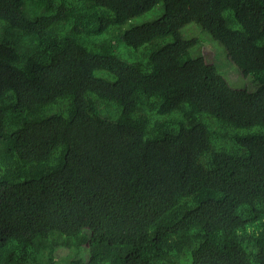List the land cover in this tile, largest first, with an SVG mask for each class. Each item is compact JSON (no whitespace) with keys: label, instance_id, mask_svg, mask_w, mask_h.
<instances>
[{"label":"trees","instance_id":"trees-1","mask_svg":"<svg viewBox=\"0 0 264 264\" xmlns=\"http://www.w3.org/2000/svg\"><path fill=\"white\" fill-rule=\"evenodd\" d=\"M0 264H264V0H0Z\"/></svg>","mask_w":264,"mask_h":264},{"label":"rangeland","instance_id":"rangeland-1","mask_svg":"<svg viewBox=\"0 0 264 264\" xmlns=\"http://www.w3.org/2000/svg\"><path fill=\"white\" fill-rule=\"evenodd\" d=\"M209 38H211V37L210 36H205L204 39H209ZM204 43L205 42L202 41L199 45L195 46V47H197V50L200 51V48H201V46ZM214 45L216 47L218 46L219 48H221L222 51L226 50V48L223 45H217V44H214ZM203 50L206 53L205 56H208L206 58V61L209 64H212L213 61H214L213 55L216 53V48L214 50L210 49V51L207 50V48H204ZM205 53H203V54H205ZM230 61H228L229 66H228L224 76L232 83V86L235 87V88H245V89H247L249 91H255L257 89V86H256L255 83L252 82V79L251 78H243L241 76V74L239 73V71L237 70V68L235 67V65L233 63H231Z\"/></svg>","mask_w":264,"mask_h":264},{"label":"clouds","instance_id":"clouds-1","mask_svg":"<svg viewBox=\"0 0 264 264\" xmlns=\"http://www.w3.org/2000/svg\"><path fill=\"white\" fill-rule=\"evenodd\" d=\"M204 56L206 55V53L205 54H203ZM206 59V58H205Z\"/></svg>","mask_w":264,"mask_h":264}]
</instances>
